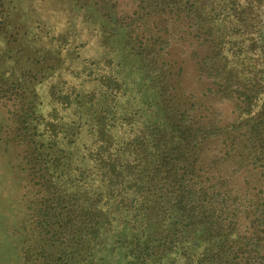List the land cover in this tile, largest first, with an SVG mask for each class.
Masks as SVG:
<instances>
[{
  "label": "trees",
  "instance_id": "obj_1",
  "mask_svg": "<svg viewBox=\"0 0 264 264\" xmlns=\"http://www.w3.org/2000/svg\"><path fill=\"white\" fill-rule=\"evenodd\" d=\"M133 2L115 11L130 67L74 61L83 22L107 42L75 2L66 29L29 14L22 35L30 8L0 2V101L28 175L13 264H264V0ZM177 47L197 59L200 94Z\"/></svg>",
  "mask_w": 264,
  "mask_h": 264
},
{
  "label": "rangeland",
  "instance_id": "obj_2",
  "mask_svg": "<svg viewBox=\"0 0 264 264\" xmlns=\"http://www.w3.org/2000/svg\"><path fill=\"white\" fill-rule=\"evenodd\" d=\"M4 1L0 0L1 3ZM14 1L20 5L22 4L26 9L30 8L29 11L26 10L27 16H24L26 19L23 17L19 22V24L21 23V27L17 32L18 34L22 35L26 29L23 28L24 24L27 25L26 22L30 23L29 14L33 20H37L39 17L45 19L40 24L48 23L51 27L50 30L56 28V32H58L60 28L66 29L65 27L68 26L67 22L77 20L78 15L74 17L75 10L72 8L78 6L79 14L86 10L87 17H91L90 21L98 22L102 26L104 25L103 27L101 26V29L106 32L107 42L104 44L102 35L94 29L95 25L83 22L84 24L81 26L83 32L76 38L75 44H73L70 50V53L73 55L72 57H76L74 61L78 63L84 58L89 60L95 55L101 56L106 54L113 56L117 60V63L123 64L126 62L128 67L134 64V59L127 54L124 47L126 36L129 34V25L128 22L122 21L119 15L129 13L131 10L133 11V0H111V2H105V0ZM73 2H75V7L72 4ZM121 2L123 3V7L119 11ZM116 10L120 13H115ZM39 11L42 14H39ZM0 12L2 13V11ZM3 15H5L4 12L0 17L7 24ZM38 23H35L36 27L39 25ZM1 24L2 22L0 26ZM39 29L40 27L38 26L36 30ZM6 34L7 32H2L0 40H6L5 37L8 35ZM75 45L78 49L74 48ZM177 49L172 53V57L179 60L183 65L184 71L182 76L185 88L189 92L200 94L206 89L207 84L199 74L197 59L190 52L181 54L179 47ZM119 69L123 71L124 65H120ZM127 78L129 79V88L132 91L140 88L142 81L140 75L135 71H129ZM142 92L141 98L144 101L154 96L151 90L145 89ZM204 100L209 105L218 109L224 119L231 116L230 105L219 103L211 96H204ZM15 136L14 127L9 119L8 107L0 101V264H13L16 258V254L14 255L13 251L16 242V237H14L15 231L17 234L21 233L22 230L24 231L22 225H24V219H26V213L22 210L21 199L28 175L19 161V155L22 153L23 147L18 143ZM12 230L14 234H12Z\"/></svg>",
  "mask_w": 264,
  "mask_h": 264
}]
</instances>
